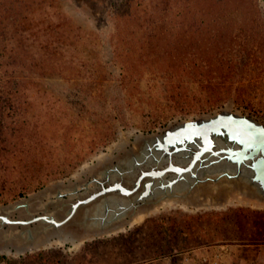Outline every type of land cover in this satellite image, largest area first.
<instances>
[{
	"label": "rangeland",
	"instance_id": "rangeland-1",
	"mask_svg": "<svg viewBox=\"0 0 264 264\" xmlns=\"http://www.w3.org/2000/svg\"><path fill=\"white\" fill-rule=\"evenodd\" d=\"M124 3L0 0V99L15 97L0 116L3 217L61 221L100 184L131 189L127 163L185 121L233 112L264 124V0ZM218 51L231 54L229 68L192 69ZM198 75L219 83V104L204 106ZM185 103L202 109L175 113ZM145 181L59 228L1 225L0 264H264V198L240 180L148 199L112 221L95 216L111 197L134 203ZM37 249L38 260L26 254Z\"/></svg>",
	"mask_w": 264,
	"mask_h": 264
},
{
	"label": "water",
	"instance_id": "water-1",
	"mask_svg": "<svg viewBox=\"0 0 264 264\" xmlns=\"http://www.w3.org/2000/svg\"><path fill=\"white\" fill-rule=\"evenodd\" d=\"M127 169L131 176L133 173L136 176L129 193L120 192L117 186L122 185L118 182L107 187L100 184V191L71 204L66 217L52 225L61 227L79 207L103 194L115 192L128 197L139 189L143 180H146L144 190L135 197L134 203L111 197L96 206L95 216L104 217L109 212L112 221L148 199L186 197L197 186L222 179L243 181L264 198V124L233 112H219L208 118L185 121L145 143L141 154L127 163ZM112 207L116 211L109 209ZM50 217L41 215L13 223H47ZM1 219L0 226L5 225Z\"/></svg>",
	"mask_w": 264,
	"mask_h": 264
},
{
	"label": "trees",
	"instance_id": "trees-1",
	"mask_svg": "<svg viewBox=\"0 0 264 264\" xmlns=\"http://www.w3.org/2000/svg\"><path fill=\"white\" fill-rule=\"evenodd\" d=\"M126 2H127V0H125L124 5H126ZM114 37H115V34H114ZM114 54H116V53H114ZM230 56H231V54L229 52L226 53L224 51H218L217 53L207 54L204 57H199V59H200L199 62L200 63L199 64H198V62L195 63L194 64L195 66H193L192 69H194L195 71L198 70V69H204L205 66H208L209 64H217L219 67L224 65L225 67L229 68V63L228 62H229V57ZM196 57L197 56L190 57V59H195ZM208 58H212V61L210 62V59H208ZM226 76L222 77V75H221V78L224 79V78H226ZM194 77H196V76L194 75ZM198 78H200V82H206V85L202 84V88L204 90V97L206 98V99L204 98V100H205L204 104L206 103L204 106L211 107V106H215L216 104H219L222 101L221 96H220V92L217 90L219 88L218 87L219 83H212V81H208V80L204 81V79H203L204 77L201 78V75H198ZM196 79H197V77H196ZM169 89L170 90H176L177 88L176 87H169ZM178 90L179 89H177L176 91L178 92ZM0 91L5 93L4 90H2V89ZM183 97H184V94L178 95V93H175V96H171L173 101L175 99L181 100V98L183 99ZM14 98L15 97L12 96L11 98L4 99L3 103L1 102V99H0V104L1 103L3 104L0 107V114H1L0 116H2L1 112H3V109H2L3 106H5L4 103L7 104V108L8 109L11 110V109L14 108V103H13V102H15ZM178 108L179 109L176 110L175 113H179V114H189V113H192V112H200L201 109H202V107H199L198 109H196V105H190L188 103L180 105ZM35 184H37V186H38L40 184V182L39 181H35ZM26 189L30 190V189H33V188L30 185H28L26 187ZM22 193L23 192H21L20 194H22ZM41 253H43V252H41ZM41 253L38 252V253H35V254H32V255H34L33 256L34 259L38 260L39 259V254H41ZM32 255H30V256H32Z\"/></svg>",
	"mask_w": 264,
	"mask_h": 264
},
{
	"label": "bare ground",
	"instance_id": "bare-ground-1",
	"mask_svg": "<svg viewBox=\"0 0 264 264\" xmlns=\"http://www.w3.org/2000/svg\"><path fill=\"white\" fill-rule=\"evenodd\" d=\"M159 147L162 148V149L164 148V146H159ZM153 174H155V173L153 172ZM120 186H121V185H120ZM117 187H118V190H119L120 192H124V191L126 190L125 192L129 193V191L131 190V189H129V188H124V187H123L124 189L122 188V190H120V189H119V186H117ZM121 187H122V186H121ZM210 188H212V186H211ZM120 192H119V193H120ZM19 208H20V207H19ZM21 208H24V206H21ZM95 210H96V207H95ZM105 211H107V210H105ZM104 213H105V212H104ZM4 217H5V218H4ZM4 217L0 215V219H1V218L3 219V220L1 219V221L4 222V224H11V225H12L13 222H18V221L12 220V219H10L11 221H8L7 219H9V217H6V216H4ZM58 222H59V221H57V220L55 221V218L52 216V217L49 218V222H47V224L52 225L53 223H58ZM64 224H65V223H64ZM64 224H63V225H64ZM13 225H14V223H13ZM20 226H22V225H20ZM52 226H54V225H52ZM54 227H55V226H54Z\"/></svg>",
	"mask_w": 264,
	"mask_h": 264
},
{
	"label": "crops",
	"instance_id": "crops-1",
	"mask_svg": "<svg viewBox=\"0 0 264 264\" xmlns=\"http://www.w3.org/2000/svg\"><path fill=\"white\" fill-rule=\"evenodd\" d=\"M38 252H40V251L37 249V251H33V252L28 251V252H26V254H35V253H38Z\"/></svg>",
	"mask_w": 264,
	"mask_h": 264
},
{
	"label": "flooded vegetation",
	"instance_id": "flooded-vegetation-1",
	"mask_svg": "<svg viewBox=\"0 0 264 264\" xmlns=\"http://www.w3.org/2000/svg\"><path fill=\"white\" fill-rule=\"evenodd\" d=\"M119 189H120V190H122V188H121V187H119ZM147 190H148V189H147ZM125 191H126V190H125ZM103 195H104V194H103ZM88 204H90V203H87L86 205H88ZM7 220H8V221H11V220H10V218H9V219H7ZM55 221H56V219H55Z\"/></svg>",
	"mask_w": 264,
	"mask_h": 264
}]
</instances>
